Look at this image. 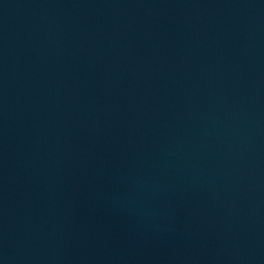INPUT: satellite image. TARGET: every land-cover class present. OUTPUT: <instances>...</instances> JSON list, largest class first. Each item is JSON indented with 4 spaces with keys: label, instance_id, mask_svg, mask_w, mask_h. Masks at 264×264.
<instances>
[{
    "label": "water",
    "instance_id": "95a60500",
    "mask_svg": "<svg viewBox=\"0 0 264 264\" xmlns=\"http://www.w3.org/2000/svg\"><path fill=\"white\" fill-rule=\"evenodd\" d=\"M0 264H264V0H0Z\"/></svg>",
    "mask_w": 264,
    "mask_h": 264
}]
</instances>
